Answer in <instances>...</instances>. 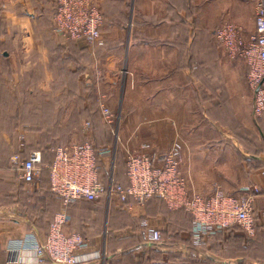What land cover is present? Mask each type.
<instances>
[{
	"label": "crops",
	"instance_id": "obj_1",
	"mask_svg": "<svg viewBox=\"0 0 264 264\" xmlns=\"http://www.w3.org/2000/svg\"><path fill=\"white\" fill-rule=\"evenodd\" d=\"M94 1L104 16L101 39L94 44L54 32L44 20V15L51 19L52 0H9L13 7H0L12 20L17 12L26 15L37 30L27 40L42 44L33 52L37 62L25 59L29 49L4 54L12 75L31 71L41 76L42 69L55 76L64 69L72 72L84 80L83 91L99 93L102 120L108 109L114 124L102 130L91 126L94 113L83 95L56 96L54 92L69 89L56 80L31 84L30 91H41L40 99L20 100L12 94L11 126L0 137V155L12 156L16 175L12 177L9 162V169L0 164V264H43L33 252L10 254L9 243L29 234L42 241L50 224L40 220L50 213L54 219L67 214L69 231L86 235L87 253L99 257L88 264H264V225L257 227L256 237L237 225L195 244L191 215L164 201L122 204L109 198L88 212L83 200L66 204L50 193L48 170L60 147L90 139L125 159L130 153H163L179 144L180 171L190 193L209 195L221 189L238 194L240 188L258 187L254 217L264 224V113L256 123L247 63L232 58L215 36L231 25L253 32L257 0ZM43 25L53 33L38 30ZM15 80L12 92L29 85ZM80 123L86 124V137L79 135ZM99 135L102 143L95 141ZM83 137L86 142L80 141ZM34 152L41 156V174L28 184L15 158L23 161ZM110 154L102 157L105 164ZM132 228L160 230L162 242L147 245Z\"/></svg>",
	"mask_w": 264,
	"mask_h": 264
},
{
	"label": "built area",
	"instance_id": "obj_2",
	"mask_svg": "<svg viewBox=\"0 0 264 264\" xmlns=\"http://www.w3.org/2000/svg\"><path fill=\"white\" fill-rule=\"evenodd\" d=\"M55 17L54 32L77 42L94 44L101 39L104 16L94 0H53ZM217 40L229 55L245 61L250 67L249 80L258 93L259 115L264 112V0H257L255 30L245 37L241 28L224 26L215 32ZM105 119L113 124V117L104 109ZM146 149V147L144 148ZM110 154L101 148L96 152L91 142L71 143L56 151L49 167L51 190L63 198L66 204L73 200L97 202L106 191L100 181L98 158ZM26 183L33 184L41 174V156L32 153L26 160L15 158ZM129 187L115 184L112 180L107 189L109 198L119 197L126 201L132 197L140 204L158 198L172 209H182L192 216V235L195 244L225 231L241 226L254 236L257 220L254 217L255 203L261 190L258 187L240 188L238 194L215 189L211 194L190 193L181 174L182 147L175 144L163 153H130L126 157ZM69 221L65 213L56 216L46 240L29 234L9 243V253L16 256L22 252H33L37 263L88 264L98 259L87 253L90 244L79 234L66 235L64 226ZM148 245L162 242V233L156 229H145L141 234ZM79 252H82L79 254ZM12 262H18L14 259Z\"/></svg>",
	"mask_w": 264,
	"mask_h": 264
},
{
	"label": "rangeland",
	"instance_id": "obj_3",
	"mask_svg": "<svg viewBox=\"0 0 264 264\" xmlns=\"http://www.w3.org/2000/svg\"><path fill=\"white\" fill-rule=\"evenodd\" d=\"M95 2V1H94ZM8 4L9 9L11 7H13L11 5V3L9 2V0H0V7L3 9V11L5 10V4ZM6 11V10H5ZM19 12H17V14L14 16L13 20L10 18V16L7 15V13L5 12H0V137L1 135H4L7 131H9L8 127L11 126V124L7 123L8 122V105H9V98L12 97V94L15 96V99H40L43 98L42 95H40V92L35 90V91H30V89L32 88L31 84L32 83H37L39 81L42 82H55V80L57 81L56 83L59 84H63L65 86H68L69 89L64 90L62 89L61 91L58 92H54L56 94V96L60 97L62 96L63 98L65 97H69L70 94L72 93H77L78 95H83V99L86 100V102H88L89 107H92V112L94 113V123H91V126H95V127H99V128H103L105 127H113L114 124H109L107 121L103 122L102 117L100 115V97H99V93L96 91H83V89L85 88V83L84 80H82V78L80 79V77H75L74 73H69V71H66L65 69L63 71H61V73H58L56 76L54 75V73L52 71H49V69L47 70L46 74H44V70L42 69V75L38 76V75H33V72L28 71L29 74L31 73V75L29 76V74H27V76H23L21 74L18 73V77L17 76H13L11 69H10V65L12 64L11 61L4 55L5 53H12L13 50H17V52H23L24 50H30V52H32L31 54H29L25 59H27V61L30 62H37L38 61V54H33V52H37L39 51V47H41L42 49V44L39 43V40L35 38V40H27L26 35L33 33L34 31H37L35 29H33V23L32 24H28V18L26 17V15H20L18 14ZM256 16V15H255ZM23 19L24 22L21 20V22H18V18ZM44 20L46 21H50V23L53 24V12H52V16L51 19L48 20V16L44 15ZM16 22V23H14ZM48 26H41L38 28V30H41L42 32V28L44 29L45 33H53V31L51 30L50 32L46 31ZM51 28V27H49ZM241 28V35L242 36H246L251 34L252 30H250L249 32H246V29L243 27H239ZM12 36H16L15 38V43L13 42V40L11 39ZM35 36V35H34ZM25 37V38H24ZM82 42V41H80ZM224 50V49H223ZM22 55V54H21ZM22 58V56H21ZM24 58H22L23 61ZM43 60V59H42ZM25 61V60H24ZM239 61V60H237ZM248 67V84L250 86V89L254 92V101H253V113H254V117H255V121L257 123L258 117H260L259 115V106H258V102H257V92L252 88L250 80H249V74H250V67L248 64H246ZM17 71V70H16ZM13 78V79H12ZM16 78V80H15ZM13 80H15V82L18 84L19 83H23L25 80V83L29 84L28 86H18L16 87L15 91H10L9 89H12V83L14 82ZM14 84V83H13ZM70 88H72L73 90H71ZM55 95H53L52 97H48L47 98H54ZM12 102V101H11ZM15 103V102H14ZM21 109V107H19ZM102 113V112H101ZM264 113V112H263ZM93 119V120H94ZM105 120V119H104ZM86 124L80 123L79 124V135L83 136V131L84 127ZM236 127V126H234ZM238 129H241L239 126H237ZM86 129V128H85ZM236 129V128H234ZM256 131L258 130V127L256 125ZM85 136V135H84ZM86 137V136H85ZM83 137L82 139H80V141L82 142H86V138ZM104 140V137L102 135L99 136H95V141H98L100 143H102ZM106 140V139H105ZM89 142H92L90 139L88 140ZM95 143L96 142H92ZM11 157L9 155L3 154L0 155V164H2L3 166H5L4 168L9 169L8 168V162H9V166H11V171H12V165L11 163ZM14 168H16V166H14ZM17 169V168H16ZM15 169V170H16ZM106 172V173H105ZM125 172H126V158L124 159V156H119L116 153H111L110 154V158L108 159L107 163H106V170L103 173V186L104 189L106 191L104 197H103V201H106L109 199V196L107 195V189L109 188V186L111 185L112 180L115 182H119V183H123L124 177H125ZM12 177L16 174H14V172L12 171ZM15 177V176H14ZM102 201V202H103ZM89 205L87 206L86 211L90 212L91 207L96 208L94 205L96 204H91L88 203ZM54 218L52 216V213L49 214V217H46L42 220H40V222H42L44 225L47 224H51L53 222ZM70 220V219H69ZM263 221L258 223V228L263 226L264 224L262 223ZM100 224L101 226H103V221L100 220ZM133 229V234H135V230ZM143 230H140L139 232L137 231V234H142ZM257 234V233H256ZM256 234L254 235L256 237ZM253 236V237H254ZM97 238H101L100 242H102L104 235L100 234L97 235ZM101 244V243H100Z\"/></svg>",
	"mask_w": 264,
	"mask_h": 264
},
{
	"label": "trees",
	"instance_id": "obj_4",
	"mask_svg": "<svg viewBox=\"0 0 264 264\" xmlns=\"http://www.w3.org/2000/svg\"><path fill=\"white\" fill-rule=\"evenodd\" d=\"M53 1V0H52ZM53 8H54V10H53V20H54V17H55V14H56V11H55V7H54V3H53ZM104 128V127H103ZM103 128H100V130H102ZM93 145H94V148H95V150H96V152H98V150L99 149H101L102 147L101 146H99V145H96L95 143H93ZM55 156H56V153L54 154V160H55ZM97 158H98V170H99V177H100V181H101V183L103 184V173H104V171L106 170V164H105V161L102 159V157H100V156H98L97 155ZM52 164V163H51ZM106 173V172H105ZM48 177H49V180H50V172H49V170H48ZM125 179H126V183L125 182H123V183H119V182H114L115 184H118V185H122L124 188H128L129 187V179H128V176H127V162H126V172H125ZM49 191H50V193L52 194V196H54V197H56V198H59V199H61L62 201H63V203H65V200L63 199V198H61V197H59V196H57L56 194H54L53 192H52V190H51V180H50V187H49ZM113 198H117L118 200H120V202H122V204H127V203H129L130 202V200L131 199H133L132 197H130V198H128L126 201H122L119 197H113ZM103 197L99 200V201H97V202H89V201H84V202H86L87 204L88 203H93V204H99L100 202H102L103 200ZM152 200H159V201H162L163 202V200H161V199H158V198H154V199H152ZM152 200H150V201H152ZM72 202H75V201H71L70 202V204L72 203ZM149 202V201H148ZM184 211V210H183ZM185 213H187V212H185ZM192 217V216H191ZM55 220V219H54ZM54 220H53V222H54ZM53 222L49 225V229H48V233L45 235V237H43L42 238V240H46L47 239V237H48V235H49V233H50V228H51V225L53 224ZM192 223H193V219H192ZM70 225H71V220L70 221H68L66 224H65V226H64V229H65V233H66V235H73V234H79V233H73L72 231H69V227H70ZM192 231V230H191ZM79 235H81L85 240H87V237H86V235H84V234H79ZM148 245V244H147Z\"/></svg>",
	"mask_w": 264,
	"mask_h": 264
}]
</instances>
